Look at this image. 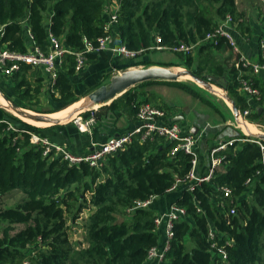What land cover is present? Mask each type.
Wrapping results in <instances>:
<instances>
[{
	"label": "trees",
	"instance_id": "16d2710c",
	"mask_svg": "<svg viewBox=\"0 0 264 264\" xmlns=\"http://www.w3.org/2000/svg\"><path fill=\"white\" fill-rule=\"evenodd\" d=\"M112 1L0 0V47L26 52L29 45L25 34L29 32L33 44L44 51L49 47V33L65 47L83 49L84 38L95 44L105 35L104 6ZM118 6L117 22L110 33L116 45L144 48L139 55L153 50L150 46L157 43L156 36L166 46L200 42L227 13L237 19L239 27L242 22L235 0H118ZM222 40L217 45L198 44V51H208L197 60L190 52H175L182 57L179 64L189 68L194 65L192 71L203 79L204 71L217 77L215 84L243 111L257 100L248 103L239 91V72L234 65L228 70L230 82L218 79L226 69L213 60L210 48H220ZM100 54L102 51L87 53V62H94ZM135 58L117 55L113 61L120 67L119 59H124L127 67L149 62ZM74 74L75 58L65 54L49 91L52 101L61 103L53 111L76 100L71 80ZM10 78L14 82L12 93L36 111L43 79L39 70L21 62ZM155 83L176 86L218 111L181 81L148 80L128 88L124 98L116 97L102 105V113L94 115L101 118L108 111L121 110L136 116L138 105L149 102L167 112L166 123L172 122L171 108L154 93L141 98L131 91ZM261 114L251 111L249 115L253 119ZM8 123L17 130L7 129ZM42 129L11 114L0 122V198L13 190L24 195L13 206H0V264H21L23 260L28 264H145L148 249L161 240L152 204L170 192L177 179L184 178L191 156L181 149L171 154L174 140L154 136L141 141L137 134L124 148L108 155L100 168L84 161L70 165L59 156H44L42 147L31 144L29 134L22 131L43 136ZM234 137L247 140L228 145L221 165L208 181L191 191L185 183L178 184L181 193L174 203L184 207L186 213L173 224L174 236L164 264L218 263L220 257L208 237L210 229L216 244L226 252L223 264H264V141L241 131ZM223 186L231 189L229 197H223ZM150 197L153 200L149 206L134 207L135 201ZM232 207L235 212L229 213ZM83 211L87 212L82 218L84 242L72 244L67 222L79 220ZM16 224L22 227L15 230Z\"/></svg>",
	"mask_w": 264,
	"mask_h": 264
},
{
	"label": "built area",
	"instance_id": "2783aa9c",
	"mask_svg": "<svg viewBox=\"0 0 264 264\" xmlns=\"http://www.w3.org/2000/svg\"><path fill=\"white\" fill-rule=\"evenodd\" d=\"M111 3L104 6V13L107 15V19L103 23L105 35L99 36L96 39L95 44H92L91 41L84 38L83 49L72 50L65 47L57 37L49 33V47L47 51L42 50L35 44H32L26 52L12 51L7 48L0 47V76L11 75L13 71L19 69L21 62L26 63L32 67H39L44 73H46L49 80V89L52 91L60 64L65 54H72L74 56L75 71H80L82 69L86 60V55L90 52L108 51L112 55L135 58L145 49L140 48L133 50L127 48L123 44L109 45V40L111 39L110 31H112L113 25L117 22L119 9L118 3ZM233 21V16L230 13H227L213 28L205 33L200 42L195 44L188 45L182 42L178 45L166 46L160 44L161 39L156 36L157 43L154 46H150V48H166L172 51L191 52V50L200 43L206 45H217L221 39H224L232 48H234V50H237L238 48L234 34ZM258 47V60H252L246 55L239 53L234 62V67L238 69L239 72L238 79L240 84L238 89L246 96L248 103L258 100L260 98V93L251 79L247 77L245 78L243 75L246 73L258 74L261 71L264 72V29L259 37ZM249 112V109L241 111L240 118L248 115ZM166 116L167 112L164 109L149 102H141L136 111L138 123L133 129L121 134L112 135L99 144H93L92 150L84 155L75 154L68 150L64 145L50 141L46 136L39 135L30 130L22 131L29 134V142L31 144L42 147V154L44 156H59L70 165H76L84 161L95 168H100L105 163L108 155L124 148L137 134H140L141 141L147 138L153 139L154 136L174 140L176 141V145L172 148L171 154H173L176 150L181 149L185 153L189 154L191 158L188 172L184 178L177 179L171 189H176L179 183H185L186 189L189 191L193 190V188L200 182L208 181L211 178L214 171L221 165L224 157L223 151L228 147V145H231L235 140H247L246 138L236 137L215 140V143L213 142L207 150L208 163L206 173L198 175L196 171L198 165V152L195 147L197 142L196 134L190 131H183L181 125L177 121L173 120L170 123H166L164 121ZM73 122L80 132L87 133L91 131L92 126L95 124L96 116L91 114L85 119H83L82 116H78ZM7 129L17 130L10 123H8ZM246 136L250 135L248 134ZM255 142L260 144L258 140H255ZM261 147L264 149V146L261 145ZM246 182H248V180ZM220 189L223 197H229L231 195L230 188L223 186ZM152 200L153 197L143 201H135L134 207H147L150 205ZM129 210H132V208ZM234 212L235 208H230L229 213ZM185 213L186 210L184 207L178 206L173 202L165 211L155 215L154 222L158 228L163 230V238L162 241L160 240L161 242L159 245L152 246L148 249L145 258L146 264H164L166 262V253L170 247L171 239L174 236L173 224L176 220L183 217ZM208 237L212 241L211 247L220 257V261L216 264H223V262L227 259L225 250L216 244L215 234L211 229L208 231ZM21 264H28V260H23Z\"/></svg>",
	"mask_w": 264,
	"mask_h": 264
},
{
	"label": "crops",
	"instance_id": "0c3cea01",
	"mask_svg": "<svg viewBox=\"0 0 264 264\" xmlns=\"http://www.w3.org/2000/svg\"><path fill=\"white\" fill-rule=\"evenodd\" d=\"M259 1H262L264 3V0H258V2ZM253 2L255 1L235 0L237 10L242 13V16L238 18V20L242 21L240 24L241 26H238L237 19H235L233 22L234 34L236 33L235 38L238 49L234 50V48H232L224 39L222 40L220 48H210L213 60L218 63H222L224 68L226 69L224 76L218 78L220 81L226 83L231 81L228 70L234 65V62L237 59L239 53L246 55L252 60L259 59L258 40L264 29V9L259 3L260 8L258 7V9L255 8L254 11H251L250 7L248 8L246 4H252ZM112 3H118V1L113 0ZM248 11L252 12L251 17L248 14ZM235 22L237 23V27L234 24ZM237 34H240L241 38H239ZM25 39L27 40V43L30 47L33 42L29 32H26ZM109 45H116V41L112 34L111 39L109 40ZM197 48L198 46L193 48L190 53L193 54V52H196V58H199V55L201 57H204L208 49H204L202 50V52H200ZM102 53L103 54H100L102 56H99L97 59H95L94 62H87L86 57L84 66L82 67L81 71L79 73H75L72 78L80 81V83L84 87H90L91 85H94L96 82L101 80L104 74L113 69V67L115 66L113 59L115 56H117L112 55L108 51H102ZM211 56L209 58L210 61ZM135 60H152L151 62H153V64H161V66L166 64L168 65V63L171 65H181L179 63L174 64V61L176 59H174L172 50L166 48L150 50L143 53L142 55H139L137 58H135ZM137 66H142V64H138ZM35 68L39 70L40 76H42L43 78L41 81V91L39 93V101L41 103L45 94H49V80L48 76L42 71V69H40L39 67ZM203 73L209 74L212 79H217V77H215L212 73H209L207 71H204ZM246 75L251 79V81L259 90L260 96L261 93L264 94V72L261 71L258 74L246 73ZM13 83L14 82L12 78H10V75L0 76V88H2V92H0L1 95H4V93H6V95L8 94V96H12L10 93H12L11 86L13 85ZM143 90L144 95H142L141 98H144L148 93H154L158 97V100L167 104L171 108L172 120L173 117L177 114L183 115L182 118L177 121L181 125L183 131H190L196 134L197 142L195 147L198 152V165L196 171L198 175H203L206 173L208 163L207 150L209 146L213 144L209 139H226L228 137H234L238 134L237 130H235V128L233 127L223 128V126L229 124L227 123V121H222L217 118L218 111L176 86L164 83H155L147 85ZM216 92L221 94L220 91ZM176 96H180V98L175 99L174 97ZM226 101V104L230 105L227 99ZM56 111H49L47 113H53ZM7 114L8 111L4 109L3 104L0 103V122L6 121ZM208 123H210L211 125H208ZM136 124L137 119L134 114L129 115L121 110H117L113 112L108 111L107 114L103 115L101 118H97L95 124L92 126L91 131L87 133L80 132L74 122H71L69 119L68 121L63 122L58 121L53 125L39 126H43V136H46L50 141L64 145L68 150L75 154L84 155L92 150L93 144H99L101 142H104L112 135L121 134L128 130H131ZM237 124L241 129L242 126L238 123V121ZM220 128L223 129L219 131ZM216 132H218V134H216ZM207 136L211 137L208 138ZM180 193L181 188L179 187L177 189L171 190L161 197L156 198V200L152 204L155 214L165 211L168 206L174 202L175 198L180 195ZM164 196L168 197L166 203L160 205L159 201L156 202L159 198H163ZM86 213L87 212L85 211L84 216H86ZM160 232L162 241L163 230L161 229Z\"/></svg>",
	"mask_w": 264,
	"mask_h": 264
},
{
	"label": "rangeland",
	"instance_id": "374dc122",
	"mask_svg": "<svg viewBox=\"0 0 264 264\" xmlns=\"http://www.w3.org/2000/svg\"><path fill=\"white\" fill-rule=\"evenodd\" d=\"M254 1L255 2L252 3L253 5L250 4V3L246 4L248 8L250 7L251 11H254L255 8H257V9H258V7L260 8V4H261V6L264 9V3L262 1H259V2H258V0H254ZM251 11H248V14L250 15V17L252 16L251 15L252 14ZM234 24L236 25L237 23L235 22ZM236 27H237V25H236ZM237 36L239 38H241L240 34H237ZM172 53H173L174 59H176L174 61V64L182 62V57L180 56V53H177L175 51L174 52L172 51ZM192 55H194V57H196V52H193ZM196 60H197V58H196ZM147 61H149V62H147L146 64H142V66H139V67L155 65V64H153V62H151L152 60H147ZM118 62L120 63L121 67L118 64H115V66L113 67V69L111 71H109L106 74H104V76H103V78L101 80L96 82L94 85H91L90 87H84L80 83V81H78L77 79H73L72 78L71 79L72 80V86H73V89H74V92H75L76 101L81 100V104H83L84 101L86 100V95L90 91H92L94 88H96L97 86L107 82V80L112 75L111 73L115 74V73L121 72L122 70H125V69H128V68H133V66H128V67L125 66L124 64L126 63V61L124 59H119ZM137 65H134V67H138ZM163 66L170 67L173 70H175V68H181V69L186 68V69L194 70V68H193L194 65H192L191 68L186 67L184 65H167L166 64V65H163ZM80 71H75V73H79ZM205 76H206L205 80L209 81L212 84V86L218 87L221 90V92L224 93V96H225V94H227V92L222 87H219L218 85L215 84L217 79H214V78L212 79L209 74H205ZM179 81H181V82L187 84L188 86H190L191 88H193L195 91H197L199 93V95L202 98L207 99L209 102H211L218 109V113H217L218 117L217 118L219 120H222V121H227V123L229 124V125L223 126V128H226V127L232 128L233 127V128H235V130H237V132L241 131L243 134L248 135L247 133L243 132V131H245L244 128H242V127H241V129L239 128V126L237 124V121H235L236 119H235L234 114L232 115L233 112H232V109H231V104L230 105L226 104V102H227L226 98L222 94H219L218 92L214 91L213 89H209V88H207V87L195 82L193 79H190V78H188L186 76H181L179 78ZM146 86L147 85H139V86H136L135 88L131 89V91L138 93V97H140V96L143 95L142 94V93H144L143 89H145ZM1 90H2V88H0V92H2ZM126 91L120 93L117 96V98L118 97L124 98L127 95V93H128ZM7 92H9V91H7ZM10 94L12 95V96H8L9 97L8 102L10 103V105H11V103L15 102V103L18 104V106H17L18 108L25 109V110H28L30 112L41 113V114H44L45 117H53V116H55L58 111L53 112V113H47V112L53 111L55 109H58L61 106V103L53 102L51 97H50V95L48 93H46L45 96L43 97V100L41 101V103L36 106V111H34L32 109L27 108L25 106V102L24 101H21V100L17 99L16 96H14L12 93H10ZM174 98L177 99V98H180V96H176ZM103 105H106V104H103ZM102 107H103L102 105H95V106H91V107H87V108H83V107L80 106V108L77 109V111H76L77 114L75 116H73L70 119L69 118H65V119H61L59 121L63 122V121H68V119H69L71 122H73L74 119L76 117H78L79 115H81L83 119L87 118L89 115L94 114V113L98 115V114L103 112V108ZM258 108H261L262 114L260 116L256 117V118L252 119V117H250V115H249L250 112L251 111L252 112L253 111H257L258 112ZM4 109H6L8 111V114H11V115L17 117L18 119H20L21 121H24L25 123H29V122L23 120L19 115L17 116L16 114H14V112L12 110H10L9 108L4 106ZM246 109L250 110L249 114L246 115V116H242L241 118L243 120H245L246 122H250L252 124V128H254L255 130L264 132V94L261 93V96L257 100L256 104L255 105L253 104V106H251L249 108H246ZM96 120H97V118H96ZM55 123H56V121L55 122L54 121H48L47 123H44L43 126L53 125ZM208 125H211V124L208 123ZM43 126H39V127H43ZM242 129H243V131H242ZM208 135H210V134H208ZM209 137H211V136H209ZM209 140L212 141L211 143H213L215 141L213 138L209 139ZM23 197H24L23 193H21L19 190H13V191L5 194L4 196H2L0 198V206H2V207L13 206L18 201H20ZM167 198L168 197L164 196L163 198H159L156 202L159 201V204L161 205V204L167 202L166 201ZM84 215H85V211H83L81 213L79 220H76L73 223H71L70 221L67 222L68 223V236H69V239L72 242V244L77 242V241H79L81 243L84 242V232H83V229H82V220H83L82 218L84 217ZM14 227H15V230H17L20 227H22V225L16 224V225H14Z\"/></svg>",
	"mask_w": 264,
	"mask_h": 264
},
{
	"label": "water",
	"instance_id": "95a60500",
	"mask_svg": "<svg viewBox=\"0 0 264 264\" xmlns=\"http://www.w3.org/2000/svg\"><path fill=\"white\" fill-rule=\"evenodd\" d=\"M184 74H189L195 82L209 89H212V84L209 81L198 76L191 69L183 68L181 71H176L170 67L161 66V65L133 67L112 74L110 78L107 80V82L97 86L86 95V100L84 101L83 104H81V107L87 108L95 105L108 104L113 99H115L120 93L144 81H148V80L179 81V78ZM2 96L8 101V99L4 95ZM225 98L228 99V101L230 102L232 112L235 116L236 121H238V119H241L240 111L234 105L232 99L228 96V94H225ZM11 105L14 108H16L18 112L23 113L27 117H31L34 119H41L44 117V114L37 112H30L28 110L18 108L14 103H11ZM259 112H261V108H258V113ZM182 116H183L182 114H177L173 117V120L179 121V119L182 118ZM249 135H252L264 141V132L256 133V134L250 133Z\"/></svg>",
	"mask_w": 264,
	"mask_h": 264
},
{
	"label": "bare ground",
	"instance_id": "6f19581e",
	"mask_svg": "<svg viewBox=\"0 0 264 264\" xmlns=\"http://www.w3.org/2000/svg\"><path fill=\"white\" fill-rule=\"evenodd\" d=\"M175 70L176 71H181L182 69L180 70V68H176ZM183 76H186V77L192 79V77L189 74H184ZM212 89L214 91H220L221 92V90L218 87H216V86H212ZM221 94L224 96L223 92H221ZM0 102L5 107H7L10 110H12L14 112V114H16L17 116L19 115L23 120H25V121L33 124V125H37V126L44 125V123H47L48 121H56V122H58L61 119H65V118H69L70 119L71 117H73V116H75L77 114L76 111L81 106V100H79V101H76V102L70 104L69 106H67V107H65L63 109H60L57 112V114L55 116H53V117H45L44 116L41 119H34V118H31V117H27L26 115H24L21 112H18L17 109L14 108L12 105H10V103L5 98H3L1 94H0ZM229 104H230V102H229ZM238 123L245 129L244 132L247 133V134H250V133L251 134L261 133V131H257L254 128H252V124L250 122H246L242 118L238 119Z\"/></svg>",
	"mask_w": 264,
	"mask_h": 264
}]
</instances>
